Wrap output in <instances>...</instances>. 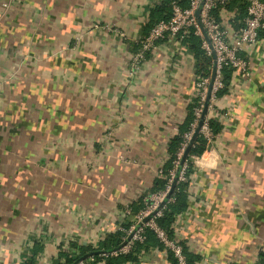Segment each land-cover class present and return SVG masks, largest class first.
Segmentation results:
<instances>
[{
	"label": "crops",
	"instance_id": "0c3cea01",
	"mask_svg": "<svg viewBox=\"0 0 264 264\" xmlns=\"http://www.w3.org/2000/svg\"><path fill=\"white\" fill-rule=\"evenodd\" d=\"M150 1L0 0V264L29 245L37 264L98 247L158 176L197 78L170 37L130 75ZM239 56L248 75L214 104L222 130L192 165L173 232L195 264L264 254V33ZM136 258L170 264L157 246Z\"/></svg>",
	"mask_w": 264,
	"mask_h": 264
},
{
	"label": "built area",
	"instance_id": "2783aa9c",
	"mask_svg": "<svg viewBox=\"0 0 264 264\" xmlns=\"http://www.w3.org/2000/svg\"><path fill=\"white\" fill-rule=\"evenodd\" d=\"M163 0H151L147 6L148 11ZM235 0H189L186 8H182L177 0H170L169 20H159L147 32L146 36L139 42V48L132 58L130 75L138 69V66L147 52H149L158 42L165 40L167 37L173 39L178 45H182V41L188 35L193 34L200 40L201 49L208 57L212 58L211 74L207 78H200L195 83V93L193 98L196 99L193 114L194 122L191 124L189 132L183 135V142L176 154L174 162V170L169 174L168 185L165 190L149 196L145 202V208L138 212L135 216L132 215L129 206L123 210V220H128L131 225L124 232L125 237L121 244V248H115L109 254L98 251L101 258L116 257L130 252L135 243H143L145 240V230L153 231L159 243L163 246V252L170 251L176 264H187L183 252V245L174 236L172 239L160 229L155 220L162 216L168 203H172L174 198L171 197L173 184L176 179L181 182L185 179L187 167L186 162L181 163L183 154L189 146L194 132L198 129V124L202 120L201 126L198 129V134L207 140V147L201 156H191L196 161L204 159V155L210 153L207 149L211 146L215 136L209 127L210 114L214 111V104L218 99L216 93L222 88L221 70L223 66H229L233 70V75L242 76L248 75L246 61L239 55L244 48L254 46L259 39L260 32H264V0H239L244 4L245 16L241 20V26L234 30L231 21L235 12L227 11L226 8L231 6ZM226 13L225 20L219 15L220 11ZM217 12V17L215 13ZM229 16V19L227 18ZM230 16H232L230 18ZM146 24L149 21V13L146 16ZM228 23V24H227ZM228 25L231 30L228 29ZM212 71L214 78L212 80ZM206 106V113L202 116ZM176 164V165H175ZM161 175V172H158ZM183 214L178 215L172 226L173 232L178 218ZM121 222V223H122ZM120 230V228H119ZM120 244V245H121ZM67 247L69 244L66 245ZM31 245L27 247V256L31 253ZM65 250V248H64ZM67 252H72L67 249ZM26 259L22 260V263ZM103 262V259H102ZM21 263V264H22ZM73 264H89L87 259L80 258ZM222 264H247L240 263L234 260L227 261ZM256 264V263H248Z\"/></svg>",
	"mask_w": 264,
	"mask_h": 264
},
{
	"label": "trees",
	"instance_id": "16d2710c",
	"mask_svg": "<svg viewBox=\"0 0 264 264\" xmlns=\"http://www.w3.org/2000/svg\"><path fill=\"white\" fill-rule=\"evenodd\" d=\"M177 1L182 8H186L189 2V0ZM169 3L170 0H163L158 4H155L148 11L149 21L146 24L145 30H149L159 20H169ZM226 10L230 12H235L231 21V25L234 30H237L241 26V20L245 16L244 4L239 0H235L231 6L226 8ZM215 16H218L217 12L215 13ZM263 33L264 32H260L259 36H261ZM182 45L186 48V51L190 55H192L194 59V73L196 78L200 79L209 77L212 68V58L208 57L205 52L201 49L199 38H197L193 34H190L183 39ZM221 76L222 88L216 93L217 98L223 97L227 94L228 87L233 78V70L229 66H223L221 70ZM195 102L196 99L192 98L190 104L186 108L187 112L184 121L178 126L177 134L173 136L169 141L167 148V160L163 163L162 167L159 170L161 172V175H158L153 180L152 186L142 196H140L135 202L128 205L132 215L135 216L136 214H138V212L145 208V202L149 196L164 191L166 186L168 185L169 174L172 170H174L176 154L178 152V149L180 148V145L183 142V135L189 132L191 124L195 120V116L193 114ZM208 123L213 136H217L218 134H220L222 130V125L220 123L216 122L213 119H210ZM206 147L207 140L203 138V136L197 134L192 143H190L189 147L186 149L185 159L187 160L191 156H201L204 153ZM192 171V166H189L186 172L187 178L190 177ZM176 179L173 184V190L171 192V197L174 198V201L172 203H168L166 205L165 210L162 212V216L155 220L157 226L162 229L170 239H172L174 235L172 226L175 222V219L178 215L183 214L187 210L189 199V196L185 192V189L189 185V180H187L186 182L176 183ZM130 225L131 222H129L128 220H124L119 226L120 230H118L117 232H115V234H112L111 236H106L101 242L98 243V247L96 248L92 246H78L76 244L71 243L69 249L72 252H64L63 250H60L58 257L59 262L52 264H73L80 258L85 257L87 254H93L92 258L95 263L102 261V259L104 264L135 263L137 262V253L148 249V247L157 246L160 251H165L163 246L157 240L153 231L146 229L144 242L141 244L135 243L134 248L126 254H122L116 257L108 256L107 258H101L99 255L95 254L96 252L98 253V251H102L106 254H109L115 248H117L122 243L123 238L125 237L124 232L129 229ZM183 252L187 264H195L196 262H198V258L188 254L184 246ZM37 253V249H31L30 256L25 257L26 260L22 264H37ZM166 256L170 264H176V261L170 251H166ZM256 264H264L263 253L259 255V261L256 262Z\"/></svg>",
	"mask_w": 264,
	"mask_h": 264
},
{
	"label": "rangeland",
	"instance_id": "374dc122",
	"mask_svg": "<svg viewBox=\"0 0 264 264\" xmlns=\"http://www.w3.org/2000/svg\"><path fill=\"white\" fill-rule=\"evenodd\" d=\"M208 151H211V149L210 148H208L207 149ZM188 160V161H187ZM187 160H185L184 162H186V164H184L186 167H187V169H186V172H187V170H188V167L189 166H192V165H194V164H198V161H196V160H194L193 158H191L190 157V160L189 159H187ZM201 160V159H200ZM193 162V163H192ZM176 165V164H175ZM192 169H193V171H194V166H192ZM193 171H192V173H193ZM186 176V175H185ZM187 180H189V182H190V177H185V179L183 180V181H181V182H186ZM177 183H180V182H177ZM185 192H186V194L189 196V199H188V202H190L191 201V195H190V190L188 189V187L185 189Z\"/></svg>",
	"mask_w": 264,
	"mask_h": 264
},
{
	"label": "water",
	"instance_id": "95a60500",
	"mask_svg": "<svg viewBox=\"0 0 264 264\" xmlns=\"http://www.w3.org/2000/svg\"><path fill=\"white\" fill-rule=\"evenodd\" d=\"M213 78H214V71H212V80H213ZM205 113H206V106H205V108H204V110H203L202 116H204ZM201 123H202V120H201V121L199 122V124H198V129H199V127L201 126ZM198 129H196V131L194 132L193 137H192L190 143H192V141L194 140V138H195L196 135L198 134ZM188 147H189V146H188ZM188 147H187V148H188ZM185 158H186V150H185V152H184V154H183V158H182V160H181V163H183V162L186 160ZM123 245H124V244H121L118 248H121ZM95 254H98V253L96 252ZM86 258H87V256L83 257L82 259H86Z\"/></svg>",
	"mask_w": 264,
	"mask_h": 264
}]
</instances>
